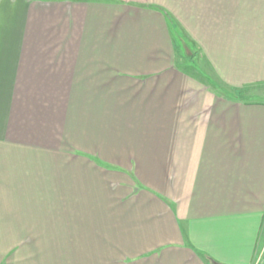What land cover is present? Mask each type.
<instances>
[{
  "label": "crops",
  "instance_id": "obj_1",
  "mask_svg": "<svg viewBox=\"0 0 264 264\" xmlns=\"http://www.w3.org/2000/svg\"><path fill=\"white\" fill-rule=\"evenodd\" d=\"M263 251L264 0H0V264Z\"/></svg>",
  "mask_w": 264,
  "mask_h": 264
},
{
  "label": "built area",
  "instance_id": "obj_2",
  "mask_svg": "<svg viewBox=\"0 0 264 264\" xmlns=\"http://www.w3.org/2000/svg\"><path fill=\"white\" fill-rule=\"evenodd\" d=\"M256 264H264V251L262 255L259 257V259L257 260Z\"/></svg>",
  "mask_w": 264,
  "mask_h": 264
},
{
  "label": "rangeland",
  "instance_id": "obj_3",
  "mask_svg": "<svg viewBox=\"0 0 264 264\" xmlns=\"http://www.w3.org/2000/svg\"><path fill=\"white\" fill-rule=\"evenodd\" d=\"M184 42H187V45H188V41L185 39V38H181ZM193 48V47H192ZM257 90H261V92L263 91V89L259 88V89H252L250 92H254V91H257Z\"/></svg>",
  "mask_w": 264,
  "mask_h": 264
},
{
  "label": "trees",
  "instance_id": "obj_4",
  "mask_svg": "<svg viewBox=\"0 0 264 264\" xmlns=\"http://www.w3.org/2000/svg\"><path fill=\"white\" fill-rule=\"evenodd\" d=\"M176 33H178V32H176Z\"/></svg>",
  "mask_w": 264,
  "mask_h": 264
},
{
  "label": "water",
  "instance_id": "obj_5",
  "mask_svg": "<svg viewBox=\"0 0 264 264\" xmlns=\"http://www.w3.org/2000/svg\"><path fill=\"white\" fill-rule=\"evenodd\" d=\"M216 264H218V263H216Z\"/></svg>",
  "mask_w": 264,
  "mask_h": 264
}]
</instances>
